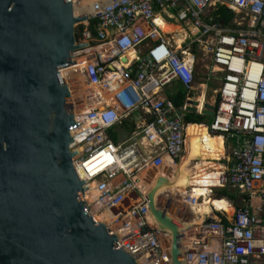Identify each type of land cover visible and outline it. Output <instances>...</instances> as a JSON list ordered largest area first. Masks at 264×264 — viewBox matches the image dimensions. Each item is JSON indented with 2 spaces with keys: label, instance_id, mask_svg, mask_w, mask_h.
<instances>
[{
  "label": "built area",
  "instance_id": "obj_1",
  "mask_svg": "<svg viewBox=\"0 0 264 264\" xmlns=\"http://www.w3.org/2000/svg\"><path fill=\"white\" fill-rule=\"evenodd\" d=\"M219 4L234 14L230 24L216 20ZM86 11L78 14L87 20L75 33L77 43L88 45L74 50L68 66L106 100L75 115L81 123L70 130V149L77 150V175L95 191L88 201L93 219L95 211H109V222L97 221L118 234L120 248L138 264L169 263L170 235L150 220L142 188L150 182L147 171L169 178L183 157L191 124L183 119L186 106L205 109L198 97L206 82L191 96L196 53L203 51L210 58L207 79L217 80L206 128L229 149L219 159L224 183L207 196L214 197V187H230L243 197L238 206L225 198L229 216L212 206L221 217L207 221L203 213L188 229L185 264H264V0H89ZM158 19L178 30L163 32ZM176 83L186 94L180 108L169 97ZM116 126L127 132L121 141L109 136ZM190 189L181 199L193 206L201 198Z\"/></svg>",
  "mask_w": 264,
  "mask_h": 264
},
{
  "label": "water",
  "instance_id": "obj_2",
  "mask_svg": "<svg viewBox=\"0 0 264 264\" xmlns=\"http://www.w3.org/2000/svg\"><path fill=\"white\" fill-rule=\"evenodd\" d=\"M86 20L73 14L71 0H0V264H138L118 234L93 219L73 167L70 130L81 122L59 68L88 45L75 33ZM204 107L212 117L214 106ZM126 135L117 128V141ZM187 144L184 163L194 162L197 140ZM181 167L172 180L158 174L145 193L153 224L170 235L168 264H185L183 232L193 226L157 202ZM215 212L210 206L204 219Z\"/></svg>",
  "mask_w": 264,
  "mask_h": 264
},
{
  "label": "bare ground",
  "instance_id": "obj_3",
  "mask_svg": "<svg viewBox=\"0 0 264 264\" xmlns=\"http://www.w3.org/2000/svg\"><path fill=\"white\" fill-rule=\"evenodd\" d=\"M88 4L89 0H73V14L78 15L80 13H86ZM157 22L161 26L162 31L165 33L178 30L177 26L176 29L175 25L168 24L162 19H158ZM251 22V19L247 20L248 24H251ZM59 73L70 86V91L72 89V92H70V98L72 112L75 115L82 113L88 107L92 106L94 101L98 102L106 100L104 93L99 91L98 88L90 86L84 82L80 73L76 72L72 67L66 66L64 69L60 70ZM97 94H99L101 97H98ZM203 99V95L198 97V108L203 106ZM185 132L187 139L189 137H194L197 140L196 153L198 154L199 159L194 162L188 160L186 163H184L186 160V155L189 153V147L186 146V152L183 157L180 158L179 163L169 168V179L172 180L176 178L177 169L181 165L183 166L180 170L179 179L177 180L176 184L165 188V190H161L158 193L159 196L157 202L161 206L168 209L176 218L181 219V217H186L187 210L191 211L193 214L191 218L187 220L188 222H191L192 225L200 222L203 213L208 212L210 210V206H213L217 210H224L226 214H231L232 206H230L226 199L212 198L207 196V192L212 186H221L224 183V167L223 164L219 162V159L224 155L223 137L220 134H210L207 131L206 125L203 123L189 124L186 126ZM163 172H167V169H165ZM158 174L152 175L147 171L146 176H148L147 178L150 182L143 186V191L146 192L151 187L152 180ZM188 186L193 188V190L190 189V193L192 192L194 196L201 198L193 206H188L181 199V196L187 192ZM94 195L95 191L90 184V187L87 188L84 196L88 201H91L94 198ZM93 215L95 220L101 221L104 219L107 220V222L110 221L108 218V215H110L109 211H102L100 214L93 213ZM187 231L188 230H185L183 232L182 244L185 242Z\"/></svg>",
  "mask_w": 264,
  "mask_h": 264
},
{
  "label": "trees",
  "instance_id": "obj_4",
  "mask_svg": "<svg viewBox=\"0 0 264 264\" xmlns=\"http://www.w3.org/2000/svg\"><path fill=\"white\" fill-rule=\"evenodd\" d=\"M214 15L216 17V20L220 22L223 25H227L231 23V20L234 16V14L228 10L225 6L223 5H217L215 10H214ZM92 23L91 22V28H92ZM81 26H79L78 29H80ZM173 93L169 95L170 99L172 100L173 104L177 107L180 108L185 100V91L181 88L179 83H176L174 87L172 88ZM183 119L187 123H198V124H209L212 121V117L206 116L204 114L196 113V112H189V111H184L183 112ZM122 126H125V123L122 122ZM212 135L218 134V133H211ZM241 197H243L242 194L238 193L237 191L227 188V187H222L219 190L214 193V198H226L229 201L232 202L235 206L240 205L241 203ZM207 221L210 220L209 218L206 219Z\"/></svg>",
  "mask_w": 264,
  "mask_h": 264
},
{
  "label": "rangeland",
  "instance_id": "obj_5",
  "mask_svg": "<svg viewBox=\"0 0 264 264\" xmlns=\"http://www.w3.org/2000/svg\"><path fill=\"white\" fill-rule=\"evenodd\" d=\"M172 23H173V25H177V24H174V22H172ZM175 28L177 29L176 26H175ZM75 30H77V27H75ZM177 37H178L177 35H174L173 38L176 39ZM196 54H197V56H196L197 57V61H196V77H195V84L193 85L194 88H192L194 93L192 92L191 93V96L196 99V97L199 95L200 89H201V87L198 85V83H200V82H206V89L203 90L204 91V94H205V100H206V103L212 104L213 89L216 87L217 80H214V78L212 76H210V79L208 80L207 79V76H206V72H207L206 66H209L210 65V58L203 51H199ZM62 69H64V67L63 68H59V72ZM70 92H72V89H71ZM114 128H112V129H114ZM110 132H109V136L112 139H116V135L113 133V130L111 131V129H110ZM226 143L228 144L229 141L226 140ZM224 153H225V156L228 155V147L227 146H225ZM194 160H198V159H194ZM220 188H222V187H214L213 188V192L216 193V191L219 190ZM227 188H230V187H227ZM233 206H234V204H233ZM100 212H102V211H99V212L98 211L97 212L95 211V213H97V214H100ZM226 215L229 216L230 214H226Z\"/></svg>",
  "mask_w": 264,
  "mask_h": 264
},
{
  "label": "crops",
  "instance_id": "obj_6",
  "mask_svg": "<svg viewBox=\"0 0 264 264\" xmlns=\"http://www.w3.org/2000/svg\"><path fill=\"white\" fill-rule=\"evenodd\" d=\"M201 95H203V101L205 100V96H204V91H203V94H201ZM205 102V101H204ZM117 128H119V126H116L114 129H111V131L113 130V133L117 136ZM110 132V130L108 131V133ZM111 133V132H110ZM113 140H115V139H113ZM227 145V144H226ZM186 146H188V144L186 145ZM185 149H186V147H185ZM225 148H223V153H224V150ZM185 152H186V150H185ZM185 152H184V154H185ZM228 153H229V149H228ZM224 156H225V153H224ZM212 162H214V161H212ZM214 195V194H213ZM222 199V198H221ZM225 199V198H224ZM187 214V215H186ZM185 215L187 216L186 218H188V219H190L191 218V215L192 214H189V212H187ZM226 214V213H225ZM190 215V216H189ZM221 217V213H219V212H215V218H217V217ZM207 218V217H206Z\"/></svg>",
  "mask_w": 264,
  "mask_h": 264
}]
</instances>
